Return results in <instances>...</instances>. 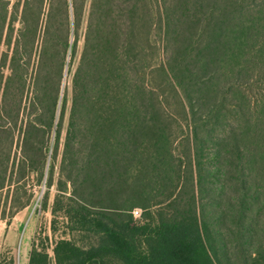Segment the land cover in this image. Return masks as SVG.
<instances>
[{
    "label": "trees",
    "instance_id": "obj_1",
    "mask_svg": "<svg viewBox=\"0 0 264 264\" xmlns=\"http://www.w3.org/2000/svg\"><path fill=\"white\" fill-rule=\"evenodd\" d=\"M86 3L0 0V190L14 169L42 173L81 33L61 164L71 217L96 238L59 239L55 264H224L227 240L240 264H264V0H158L149 65L133 43L138 0ZM148 67L189 107V170ZM185 180L186 209L138 224L133 208L176 201ZM47 260L32 249L28 264Z\"/></svg>",
    "mask_w": 264,
    "mask_h": 264
},
{
    "label": "rangeland",
    "instance_id": "obj_2",
    "mask_svg": "<svg viewBox=\"0 0 264 264\" xmlns=\"http://www.w3.org/2000/svg\"><path fill=\"white\" fill-rule=\"evenodd\" d=\"M14 1L11 0V3ZM90 1L87 0L86 13ZM157 7L158 0H138L133 43L146 65L158 59L157 53L150 47L151 42L148 37V33L151 32L154 41L158 38L155 33L156 22L153 30H150V23L154 21L151 17L157 16ZM157 44L158 42L156 47ZM82 45L83 38L80 33L76 41L75 53L66 59L63 95L60 102L64 112L62 117L59 118L57 115L55 119L42 173L27 170L23 178H18L19 171L14 169L10 184L0 190V264H28L32 249L41 253L46 252L48 254L47 263L55 264L53 248L59 239H68L76 245L85 247L93 243L96 238L92 232L81 230L79 224L75 223L74 218L71 217L73 211L69 209L76 207L79 201L75 200L71 194V185L64 176L61 164L71 108V74L76 68ZM151 70L153 69L148 67L151 84L160 83L161 85L159 86L162 91L161 110L163 117L171 124L173 151L182 161L185 170H189L192 160L189 107L180 90L173 86L175 84L171 86V82L163 75L152 73ZM190 183L191 180H185L177 194L176 201H164L145 209L135 207L141 210L140 216L135 217L138 224H152L163 217L178 216L183 209H186L184 203L191 191ZM93 209L99 210L100 208ZM222 231L226 233L224 227ZM226 237L230 238L227 234ZM142 248H145L144 244ZM226 250L227 254L231 255V259L224 261V264H240V249L234 240H227Z\"/></svg>",
    "mask_w": 264,
    "mask_h": 264
},
{
    "label": "built area",
    "instance_id": "obj_3",
    "mask_svg": "<svg viewBox=\"0 0 264 264\" xmlns=\"http://www.w3.org/2000/svg\"><path fill=\"white\" fill-rule=\"evenodd\" d=\"M131 213H132L133 217H139L141 214V210L138 208H134V209H132Z\"/></svg>",
    "mask_w": 264,
    "mask_h": 264
}]
</instances>
